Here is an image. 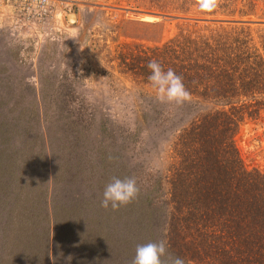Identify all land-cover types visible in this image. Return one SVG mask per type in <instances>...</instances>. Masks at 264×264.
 Instances as JSON below:
<instances>
[{
	"label": "trees",
	"instance_id": "1",
	"mask_svg": "<svg viewBox=\"0 0 264 264\" xmlns=\"http://www.w3.org/2000/svg\"><path fill=\"white\" fill-rule=\"evenodd\" d=\"M160 1L211 21L154 49H130L122 61L151 85L148 62L156 60L191 93L173 104L174 116L189 119L177 131L167 167L134 163L127 142L104 140L85 150L94 156L93 172L81 179L84 151L72 140L66 147L67 131L59 128L51 176L32 110L22 99L10 107L14 95L0 91V264H131L138 244L155 241L185 264H264V172L245 166L235 141L245 120L264 113V35L256 39L249 26L235 23L261 21L258 0H218L210 13L196 0ZM148 104L141 124L154 127L152 114L164 104ZM147 134L142 153L151 146ZM113 176L134 177L140 188L118 210L100 206Z\"/></svg>",
	"mask_w": 264,
	"mask_h": 264
},
{
	"label": "rangeland",
	"instance_id": "2",
	"mask_svg": "<svg viewBox=\"0 0 264 264\" xmlns=\"http://www.w3.org/2000/svg\"><path fill=\"white\" fill-rule=\"evenodd\" d=\"M257 4L261 21L235 23L249 26L259 39L264 35V0ZM174 7L160 0H0L1 95H14L10 107L22 99L21 106L32 110V126L48 147L51 176L59 128L67 131L66 147L72 140L84 151L80 158L87 164L81 179L93 172L89 163L94 156L85 150L104 140L127 142L134 163L149 161L156 171L167 167L172 142L189 118L174 116L176 103L161 102L153 87L122 61L130 49H154L182 31L211 23L195 18V11L180 13ZM139 12L175 19L152 17L156 21L150 22ZM154 100L164 104L152 114L155 126H142L141 116ZM149 131L151 146L142 153ZM235 141L245 166L264 172V113L259 121L245 120Z\"/></svg>",
	"mask_w": 264,
	"mask_h": 264
},
{
	"label": "clouds",
	"instance_id": "3",
	"mask_svg": "<svg viewBox=\"0 0 264 264\" xmlns=\"http://www.w3.org/2000/svg\"><path fill=\"white\" fill-rule=\"evenodd\" d=\"M196 4L201 12L210 13L218 6V0H196ZM148 68V80L161 102L182 104L191 99V93L183 83V78L174 70L169 68L165 71L156 60H150ZM139 194L140 188L134 177L113 176L104 187L100 206L118 210L136 200ZM68 259L70 261L71 257ZM131 264H185V261L171 254L163 241H155L138 244Z\"/></svg>",
	"mask_w": 264,
	"mask_h": 264
},
{
	"label": "water",
	"instance_id": "4",
	"mask_svg": "<svg viewBox=\"0 0 264 264\" xmlns=\"http://www.w3.org/2000/svg\"><path fill=\"white\" fill-rule=\"evenodd\" d=\"M138 14H141V15H148V16H151V17H156V18H162V19H166V18H169V19H175V18H173V17H168V16H166V15H160V14H154V13H144V12H139ZM71 18H73V20H74V15H71L70 16ZM72 20V21H73Z\"/></svg>",
	"mask_w": 264,
	"mask_h": 264
},
{
	"label": "bare ground",
	"instance_id": "5",
	"mask_svg": "<svg viewBox=\"0 0 264 264\" xmlns=\"http://www.w3.org/2000/svg\"><path fill=\"white\" fill-rule=\"evenodd\" d=\"M75 17V16H74ZM143 20H145V21H150V22H152V21H156V19L155 18H152V17H148V16H143V18H142ZM71 21H72V19H71Z\"/></svg>",
	"mask_w": 264,
	"mask_h": 264
}]
</instances>
